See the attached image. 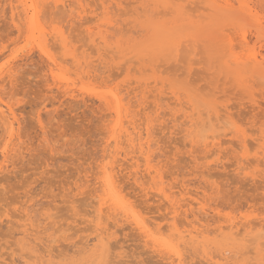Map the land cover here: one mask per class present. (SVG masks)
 Returning a JSON list of instances; mask_svg holds the SVG:
<instances>
[{"label":"rangeland","instance_id":"1","mask_svg":"<svg viewBox=\"0 0 264 264\" xmlns=\"http://www.w3.org/2000/svg\"><path fill=\"white\" fill-rule=\"evenodd\" d=\"M29 3L0 0V264H264V0Z\"/></svg>","mask_w":264,"mask_h":264},{"label":"bare ground","instance_id":"2","mask_svg":"<svg viewBox=\"0 0 264 264\" xmlns=\"http://www.w3.org/2000/svg\"><path fill=\"white\" fill-rule=\"evenodd\" d=\"M104 1V0H103ZM29 5L28 6H25L22 10H19V6H12V9H14L15 10V12H16V9H17V15H16V17L18 18V19H21L25 14H26V12L27 11H29V9H31L32 10V12H31V15H35L39 10H38V6H37V4H36V0H29ZM227 3V2H226ZM102 4H104V3H102ZM40 5V4H39ZM47 5V4H46ZM45 5V6H46ZM50 5V4H49ZM41 7H43V6H41ZM57 7V6H56ZM50 8V7H49ZM249 13V11H247V13H244L245 14V16L247 15ZM29 16V15H28ZM15 19V14L12 16V20H14ZM236 25V24H235ZM21 26V25H20ZM162 30H164L165 31V29L166 28H161ZM262 29V28H261ZM19 30V29H18ZM167 30V29H166ZM170 30V29H169ZM258 30H259V28H258ZM181 33V32H180ZM163 35V32H161L160 33V35ZM166 34H164L163 36L164 37H168L167 35L165 36ZM57 36H59L58 37V39H59V41H60V44L62 45V46H65V44H67V43H65V41H64V37L61 35V34H59V35H57ZM160 37V36H159ZM159 37H157V39L156 40H158V38ZM162 37V36H161ZM170 37V36H169ZM172 38H173V36H171ZM170 37V38H171ZM177 38H178V35L176 36ZM175 37V38H176ZM242 38H243V40L244 41H246L247 39H246V37L243 35L242 36ZM161 39H163V37L161 38ZM171 40V39H170ZM169 39H168V41H170ZM176 40V39H175ZM159 41V40H158ZM242 41V40H241ZM163 43L164 42H167L166 40H164V41H162ZM101 43V42H100ZM162 43V44H163ZM170 43V42H169ZM240 45V44H239ZM101 46V45H100ZM99 46V47H100ZM43 49H44V47L41 49L42 51H43ZM106 49H107V47H106ZM112 49V48H111ZM45 50V49H44ZM43 53H44V51H43ZM99 54V53H98ZM47 55V54H46ZM68 55V54H67ZM257 55V54H256ZM255 55V53H250V60L252 61V63H253V65H254V67H257V66H260L261 64H262V62H263V60H261V59H258L257 58V56ZM47 56H49V55H47ZM77 57V56H76ZM69 58V57H68ZM138 58V57H137ZM50 59H51V57H50ZM151 59V58H150ZM52 60V59H51ZM53 62V65L55 66L56 65V61H54V60H52ZM72 61H73V63H74V61H75V64H78L79 63V61H78V59L76 58H74V60L72 59ZM71 61V62H72ZM75 64H73V65H75ZM89 65V64H88ZM54 67L53 66H50L49 67V70H50V72L53 74V72H54ZM78 69V68H77ZM57 70V69H56ZM88 70H89V68H88ZM13 72V71H12ZM55 73V72H54ZM9 74V73H8ZM8 76H10V75H8ZM2 82V81H1ZM10 82V81H9ZM8 83V82H7ZM1 87V86H0ZM145 88V87H144ZM143 91V90H142ZM4 92V91H3ZM9 93V92H8ZM6 94V93H5ZM9 95H10V93H9ZM6 96V95H5ZM8 96V95H7ZM1 100V99H0ZM116 102V112H117V114L119 115L121 112H122V106H121V104L119 103V100H116L115 101ZM8 103V102H7ZM1 104V103H0ZM127 116V115H126ZM119 117V116H118ZM118 117H117V121H118ZM0 118H2V119H4L3 121H2V125H5V124H7V126H6V128H9V132L11 131L12 132V134H15V133H13L15 130H14V118H15V114H14V110L10 107V106H7V105H4V107H2V106H0ZM194 119V118H193ZM198 120V121H197ZM117 121H116V123H117ZM201 121H203V118L201 117V116H197V118H196V124H199ZM18 123V122H17ZM118 123H120V121L118 122ZM117 123V124H118ZM124 123V122H123ZM194 124H195V121H194ZM195 124V125H196ZM18 125V124H17ZM119 125V124H118ZM21 126V125H20ZM19 128V127H18ZM17 128V129H18ZM3 130V129H2ZM193 131V130H192ZM10 132V133H11ZM127 132V131H126ZM190 133V132H189ZM8 134V133H7ZM126 136H127V139L128 140H130L131 142L132 141H134L135 139H134V137L133 136H131V134L130 133H126L125 134ZM8 136V135H7ZM18 138H20V137H18ZM10 140V139H9ZM124 140V139H123ZM139 140H140V136H139ZM246 141V140H245ZM6 143V142H5ZM7 143H9V142H7ZM16 143V142H15ZM20 143V142H19ZM23 144H24V142H22ZM136 144V143H135ZM15 145V144H14ZM137 145V144H136ZM7 146V145H6ZM22 146V145H21ZM8 147V146H7ZM7 147H5L4 149H6ZM15 148V147H14ZM14 148H13V150H14ZM19 148V147H18ZM142 147H141V144L139 143V150L141 151L142 149H141ZM8 149V148H7ZM6 149V150H7ZM17 148H15V150H16ZM14 152V151H13ZM7 153V152H6ZM128 153V152H127ZM145 153V152H144ZM14 155V154H13ZM7 156V155H6ZM5 157V156H4ZM11 157V156H10ZM14 157V156H13ZM6 160V159H5ZM3 161V160H2ZM110 161V160H109ZM5 162V161H4ZM111 162V161H110ZM109 164L107 163V166H108ZM106 166V164L104 165H102V171L103 172H106V168H108ZM113 167V166H112ZM132 168V167H131ZM2 169V168H1ZM151 169H152V167H151V165L150 166H147L146 167V170H147V172H148V174H150L151 173ZM156 170V169H155ZM158 173V172H157ZM157 173H155V174H157ZM152 174V173H151ZM112 175H114V174H112ZM133 175H134V173H133ZM102 177V183H103V187L106 189V191L105 192H109V199L107 198V199H105V201H103V202H101L100 201V205L102 204L103 205V203L105 204L106 203V201L108 200H111L110 202H112V205L114 206V207H118L119 209H121L120 211H122V209L124 208L123 207V204H122V200H121V198H120V194L118 195V192H117V190H116V187H115V185H114V181L112 180V177H111V175H110V173H107L106 175L104 174L103 176H101ZM114 177V176H113ZM153 177H156V175H154ZM118 187V186H117ZM161 192L164 194V196L168 199V201H169V203H170V205H171V207H172V209H171V211H173V212H177V208H179V206H177V202L176 201H174L175 199H172V194H171V198H169L170 197V195L168 196V194L166 195L164 192H165V190L163 191V189L161 190ZM103 197H105L104 196V194H103ZM176 197H177V195H176ZM100 198V197H99ZM178 198V197H177ZM102 200V199H101ZM104 200V199H103ZM107 201V202H108ZM109 204V203H108ZM187 204V203H186ZM125 206V205H124ZM177 206V207H176ZM127 208V207H126ZM128 208H129V206H128ZM130 208H131V206H130ZM111 209V208H110ZM125 210V209H124ZM123 210V211H124ZM132 210V209H131ZM127 212V211H126ZM200 212V211H199ZM111 213V212H110ZM132 213V212H131ZM127 214H129V213H127ZM133 215H135L134 213H132ZM112 216V215H111ZM116 216V215H115ZM137 216V215H136ZM136 216H134V217H136ZM115 218V217H114ZM99 220H100V218H99ZM206 220V219H205ZM229 221H231V220H229ZM135 222V225L138 227V229H140L141 231H142V233L144 234V236L149 240H151L150 242H152V244L153 245H161V247H163V248H165L166 250H168V252L169 251H172L173 253H172V255L174 254V258H171L170 257V255L168 256V258H171V260H170V264H183V263H181V255H180V252H179V250H177V249H175L176 248V246L174 247V245H172L170 242H167L165 239V241H164V243H159L157 240H156V238L152 235V233H150L149 231H147L146 229H145V225H144V223L143 222H141V221H134ZM238 222H240V221H238ZM242 222V221H241ZM240 222V223H241ZM101 223V222H100ZM98 224V223H97ZM235 225H237L236 224V222H234L233 220L231 221V228L233 227V226H235ZM97 226V225H96ZM243 226V225H242ZM260 226H262V225H260ZM100 227V226H99ZM147 227V226H146ZM253 226L252 225H250V223H248L247 224V226H245L244 227V231H246V232H248L249 231V229L250 228H252ZM230 228V229H231ZM97 229V228H96ZM100 229H101V227H100ZM174 229V228H173ZM197 229V228H196ZM106 230V229H105ZM239 230V229H238ZM252 230V229H251ZM250 230V231H251ZM102 231V230H101ZM104 231V230H103ZM179 231V230H178ZM187 231V230H186ZM197 231H199L198 229H197ZM202 231V230H201ZM249 231V232H250ZM98 232V231H97ZM149 232V233H148ZM248 232V233H249ZM99 233H101V232H98V234H97V240H98V246L100 245L99 243H101V236H100V234ZM192 232H190L189 230H188V235H189V240L191 241V242H193V243H198L199 244V242L201 241V243H202V240H204V239H202V240H198V239H196L195 237H197V236H195V235H192L191 234ZM200 233V232H199ZM107 234V233H106ZM201 234V233H200ZM239 234V233H238ZM105 235V234H104ZM240 235V234H239ZM100 236V237H99ZM161 236H163V235H161ZM186 236V235H185ZM236 236V235H235ZM165 237V236H164ZM181 237H183V235H181ZM103 238H105V237H102V239ZM166 238V237H165ZM201 238V237H200ZM199 238V239H200ZM146 239V240H147ZM163 239V238H162ZM230 239V238H229ZM237 239V238H236ZM235 239V240H236ZM104 240V239H103ZM238 240H240L239 238H238ZM205 241V240H204ZM105 242V241H104ZM159 244H158V243ZM239 242V241H238ZM200 243V244H201ZM87 244V243H86ZM174 244V243H173ZM102 245V244H101ZM159 245V246H160ZM208 245V244H207ZM232 245H233V243H232ZM241 245V244H240ZM86 246H88V245H86ZM85 246V247H86ZM94 246H96L95 244H94ZM94 246H92V248L94 247ZM110 246V245H109ZM108 246V247H109ZM205 246V245H204ZM239 246V245H238ZM84 247V248H85ZM90 248L91 247H89V251H90ZM91 248V253L90 254H92V252H93V250L95 249V248H93L92 249ZM99 248H100V246H99ZM99 248H96V249H99ZM204 248H206V247H204ZM227 248V250H230V248L228 249V247H226ZM226 248L224 249V251L222 252V254L223 253H225V251H226ZM207 250V249H206ZM49 251V250H48ZM95 251V250H94ZM170 253V252H169ZM216 253V252H215ZM171 254V253H170ZM213 254V253H212ZM48 255H49V253H48ZM227 256V255H226ZM36 257H38V259H39V262H43V264H44V262L46 261V259H43L44 258V256L42 255V256H39V255H36ZM49 259V258H48ZM184 260V259H183ZM225 260V259H224ZM38 261V260H37ZM220 262H218V260H216V261H214V264H219ZM226 263V262H225ZM264 263V262H263ZM24 264H28V262H27V260H24ZM46 264V263H45Z\"/></svg>","mask_w":264,"mask_h":264}]
</instances>
